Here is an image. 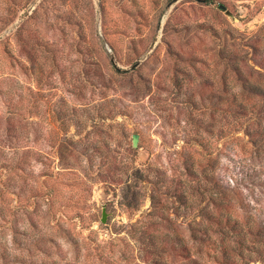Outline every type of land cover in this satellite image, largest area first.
<instances>
[{"label":"rangeland","instance_id":"obj_1","mask_svg":"<svg viewBox=\"0 0 264 264\" xmlns=\"http://www.w3.org/2000/svg\"><path fill=\"white\" fill-rule=\"evenodd\" d=\"M0 264H264V0H0Z\"/></svg>","mask_w":264,"mask_h":264},{"label":"water","instance_id":"obj_2","mask_svg":"<svg viewBox=\"0 0 264 264\" xmlns=\"http://www.w3.org/2000/svg\"><path fill=\"white\" fill-rule=\"evenodd\" d=\"M221 8L226 9V7L224 5H221ZM138 138H139V135L138 134H134V145L135 146H137V144H138ZM102 220L104 222L107 220V214H106L105 208H104V211H103V218H102Z\"/></svg>","mask_w":264,"mask_h":264}]
</instances>
